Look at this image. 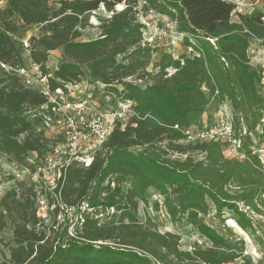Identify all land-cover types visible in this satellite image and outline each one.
<instances>
[{
	"label": "trees",
	"instance_id": "1",
	"mask_svg": "<svg viewBox=\"0 0 264 264\" xmlns=\"http://www.w3.org/2000/svg\"><path fill=\"white\" fill-rule=\"evenodd\" d=\"M139 1L145 2L144 11L176 20L180 33L194 36L198 44L194 48L200 57L183 55L173 60L161 55L156 64L158 72L151 76L145 68L156 51L140 47V27L134 23L133 10ZM122 2L126 5L122 12L99 22L98 38L78 41L90 14L101 7L108 13ZM58 6L51 12L46 0H7L5 16L15 15L24 26L41 28L42 36L33 39L35 44L28 49L31 64L47 76L48 54L61 49L62 61L48 78L51 89L89 77L104 85L107 92L134 103V116L125 128L121 130L117 124L111 132L106 144L109 154L104 159L96 158L89 169H68L61 190L63 201L76 205L89 200L91 192L92 204H96L95 199L107 191L105 204L120 211L126 206L114 203L119 189L110 191V184L131 181L133 189L125 198L129 205L136 206L132 198L139 196L137 186L140 192L152 187L162 195L172 190L181 194L179 208L170 209L173 216L177 211H190L188 217L195 222L197 213H206L211 204L218 213H229L242 230L249 232L252 222L237 204L256 211L254 201L264 195V176L256 167L257 160L252 157V163L244 165L224 161L215 145L183 147L176 144L182 140L181 133L172 127L197 124L211 98L227 101L246 117L251 115L253 123L259 118L264 111L260 72L250 65L247 51L250 40L264 43L261 12L234 15V6L222 0H61ZM207 39L215 41V48ZM20 49L24 50L23 45L16 43L12 28L1 22L0 63L23 67ZM168 68L175 72L168 75ZM129 78L142 85L127 81ZM45 102L42 95L25 89L16 75L0 72V153L28 168H32L26 161L30 154L42 157L47 150L41 144V133H36L38 121L29 120L24 112ZM164 141L167 149L176 153L200 151L205 157L198 162L190 157H157L155 146ZM231 184L237 188L233 195L227 190ZM7 220L12 226L14 247L0 264H234L240 256L211 229L198 223L212 246L194 248L190 253L179 251L177 236L159 234L134 221L123 224V218L101 225L89 221L83 228V241L66 239L62 232L44 227L36 217L29 187L19 196L10 192L0 200V226L4 227Z\"/></svg>",
	"mask_w": 264,
	"mask_h": 264
},
{
	"label": "rangeland",
	"instance_id": "2",
	"mask_svg": "<svg viewBox=\"0 0 264 264\" xmlns=\"http://www.w3.org/2000/svg\"><path fill=\"white\" fill-rule=\"evenodd\" d=\"M5 0H0V31L1 22L7 23L12 28L13 37L16 43L26 42L28 48L24 50L20 49L21 62L24 65V69L30 72L34 77H38V73L33 70L28 49L35 43L33 39H38L42 36L40 26H24L21 20L17 16L7 17L3 14L4 2ZM48 3V8L51 12L58 9V2L61 0H46ZM262 15H264V6L258 9ZM107 12L104 9H99L88 17V25L84 30L80 31V38L78 41L86 42L94 40L99 37L100 29L99 22L105 18ZM249 49L247 55L249 58L250 65L257 70L260 74V95L264 100V86L261 85L262 73L264 72V43L257 41H249ZM198 46L197 41H195V46ZM194 52L198 51L195 48ZM168 55V48L160 47L155 54H153L146 66V71L152 75L158 72L156 64L158 63L161 55ZM176 57L186 56L187 51L184 46H180L179 49L174 53ZM170 56V55H169ZM171 57V56H170ZM172 58V57H171ZM173 59V58H172ZM174 60V59H173ZM62 61L61 49L50 52L48 54L47 62L45 64V69L49 74L56 71ZM173 69V68H168ZM134 78H129L127 81L133 82ZM133 83L141 84L140 81H134ZM145 84V83H144ZM70 93L69 99L74 102H79L83 99H89L91 101V107L93 112L96 114L111 113L118 110L117 102L121 101L117 94H112L110 100H106L105 96L109 92L102 87L101 84L94 83L89 77L85 78L83 81L75 86H69ZM205 95L208 92L203 90ZM216 95V94H214ZM256 114V112H254ZM225 114L230 115L233 122V127L235 129L236 139L240 142L239 145V156H234L231 154L230 145L226 141L216 140L208 141L201 144L215 145L219 148L221 157L227 162H237L239 164L252 163V157H254L258 164L256 165L258 171L264 176V125H260L262 117H264V111H262L259 118L253 123L254 117L248 115L247 117L244 113L236 112L232 109L231 105L227 101L219 102L217 99L211 98V103L206 108V111L202 114L200 120L193 127H204V126H214L216 125ZM128 119V118H127ZM126 119V120H127ZM125 120V121H126ZM246 130V136L241 135L243 127ZM36 133L41 131V144L43 149L52 151L58 139L50 138L51 126L45 125L42 121H39L36 125ZM176 144L183 147L194 146L191 144H186L185 142H177ZM198 144V145H201ZM167 142L158 143L155 146V153L157 157L169 158L171 160H184L186 157L192 158L194 161H202L205 154L200 151H187L186 154H179L166 147ZM252 147H254L252 149ZM143 149V148H142ZM138 149L139 151L142 150ZM254 150L255 154L252 155L251 151ZM109 154L108 149L101 151L97 158L104 159ZM242 155L244 157L242 158ZM33 160V158H30ZM26 168L25 164L22 162H17L11 156L0 153V200L10 192H14L16 196H19L24 190L32 185V179L28 175H24L22 171ZM107 183L103 185L106 187ZM133 183L131 181H125L122 184H114V187L110 184V191L119 189L118 193L114 198V203L117 207H125L120 211L114 212L113 215L109 216L111 221H117L119 218H123L122 223L128 224L130 221H134L138 225L147 227L148 229L154 230L159 234L169 233L178 237V249L181 252H192L194 248H200L202 250L209 249L212 243L201 234L198 226L195 223L204 225L205 227L211 229L219 237L222 238L226 243L231 245V248L240 256H238L234 264H264V195L261 198H256L254 203L256 204V211H253L250 207H245L242 203H238L237 207L239 210H243L244 213L250 218L252 222V229L249 232L242 230L234 220L230 218L229 213H218L214 210V207L209 204V209L206 213H197L196 221L188 217L189 212H179L177 211L173 216L170 213L171 207L178 209L179 202L181 200L180 193H174L172 190H168L167 195H162L152 187H147L140 192V187L137 186L139 196L132 198L133 204H127L126 197L130 193ZM227 190L233 195V192L237 191L234 184H231ZM248 190V189H245ZM107 191H103L100 196L95 199L96 204L106 205L105 196ZM93 193H89V201L93 202ZM119 212V213H117ZM127 217H130L127 218ZM53 218L52 215H48L43 219V226L51 229ZM54 232V231H53ZM58 232H62L58 230ZM56 233V232H54ZM63 236V235H62ZM12 236V226L9 221H6L4 227L0 226V263L4 259L9 257V249L14 247ZM154 262V261H153ZM158 264V263H156Z\"/></svg>",
	"mask_w": 264,
	"mask_h": 264
},
{
	"label": "built area",
	"instance_id": "3",
	"mask_svg": "<svg viewBox=\"0 0 264 264\" xmlns=\"http://www.w3.org/2000/svg\"><path fill=\"white\" fill-rule=\"evenodd\" d=\"M222 1L234 6V15H249L254 11L253 5L246 0ZM143 5L145 2L139 1L133 9L134 23L140 27L141 48L157 51L160 47H166L168 55L174 60H179L180 57H176L174 53L180 46H184L187 51L186 57H200V53L193 50L196 41L194 36L180 33L176 20L158 15L153 11H144ZM125 8L124 2L115 5L114 9L106 14L105 19H110L114 13L122 12ZM262 16L261 20L264 21V15ZM207 41L215 48L214 40L207 39ZM21 43L23 49L28 48L26 42L21 41ZM32 68L38 73V77H34L24 69V66L11 67L0 63L1 73L2 71L11 72L17 76L25 89L35 91L45 98L46 102L43 105L26 109L24 115L29 120L36 119L38 122L42 121L45 125L51 126L50 138L58 139L59 142L56 143L52 151L48 150L42 157H38L36 153L30 154L26 161L32 168L26 167L22 173L32 179V185L29 188L33 192L35 214L39 221L42 223L44 218L52 215L53 225L50 227L52 231L60 230L66 239L81 242L83 241V228L87 222L92 221L101 225L111 221L112 218L109 216L116 212V208L92 204L87 199L81 200L76 205L66 204L61 195L66 173L72 166L82 169H89L92 166L99 153L107 149L106 144L115 126L118 124L123 130L128 120L134 116V103L120 98L121 101H118L116 105L117 111L96 114L92 110L89 99L79 102L69 99V86H75L78 83H67L63 87L51 89L48 82L51 75H42L36 65L32 64ZM166 72L171 75L175 70L166 69ZM261 85L264 86V72ZM102 87L105 88L104 85ZM110 95L114 96L112 93H108L105 99L110 100ZM261 124L264 125V117L261 119ZM172 128L181 133L182 140L180 142L196 145L208 141H226L230 145V153L239 156L240 142L235 137V129L230 115L225 114L214 126L200 128L173 126ZM40 133L42 132L39 131L37 134ZM241 135L242 137L246 136L244 127ZM251 154H255L254 150L251 151ZM243 157L244 155H242ZM111 186L114 187V183H111Z\"/></svg>",
	"mask_w": 264,
	"mask_h": 264
},
{
	"label": "crops",
	"instance_id": "4",
	"mask_svg": "<svg viewBox=\"0 0 264 264\" xmlns=\"http://www.w3.org/2000/svg\"><path fill=\"white\" fill-rule=\"evenodd\" d=\"M247 2L251 3L253 5L254 10H258L261 6H264V0H246ZM4 8L7 6V0L3 2ZM252 42H256V40H250ZM250 43V42H249Z\"/></svg>",
	"mask_w": 264,
	"mask_h": 264
}]
</instances>
